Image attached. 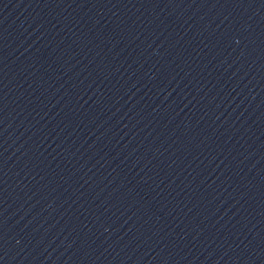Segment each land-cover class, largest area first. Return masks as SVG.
<instances>
[{"label":"water","instance_id":"95a60500","mask_svg":"<svg viewBox=\"0 0 264 264\" xmlns=\"http://www.w3.org/2000/svg\"><path fill=\"white\" fill-rule=\"evenodd\" d=\"M11 87L4 0H0V264H7L11 197Z\"/></svg>","mask_w":264,"mask_h":264}]
</instances>
